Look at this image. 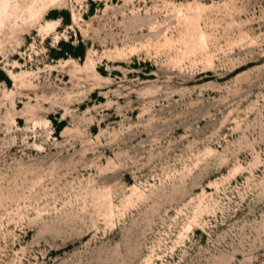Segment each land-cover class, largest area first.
<instances>
[{
	"label": "rangeland",
	"instance_id": "1",
	"mask_svg": "<svg viewBox=\"0 0 264 264\" xmlns=\"http://www.w3.org/2000/svg\"><path fill=\"white\" fill-rule=\"evenodd\" d=\"M17 12L0 25V264H264V0Z\"/></svg>",
	"mask_w": 264,
	"mask_h": 264
},
{
	"label": "clouds",
	"instance_id": "2",
	"mask_svg": "<svg viewBox=\"0 0 264 264\" xmlns=\"http://www.w3.org/2000/svg\"><path fill=\"white\" fill-rule=\"evenodd\" d=\"M18 0H0V25L10 22L18 15Z\"/></svg>",
	"mask_w": 264,
	"mask_h": 264
},
{
	"label": "trees",
	"instance_id": "3",
	"mask_svg": "<svg viewBox=\"0 0 264 264\" xmlns=\"http://www.w3.org/2000/svg\"><path fill=\"white\" fill-rule=\"evenodd\" d=\"M58 42H59V44L62 43L61 41H58ZM78 46H79V47H82V44H81V43H78ZM69 47H70V46H67V48H65V47H64V48H60V51L67 50V49H69ZM79 51H81V50H79ZM81 52H82V51H81ZM81 52H79V53H81ZM72 53H75V51L72 52Z\"/></svg>",
	"mask_w": 264,
	"mask_h": 264
}]
</instances>
